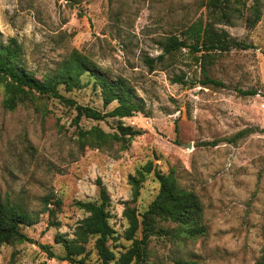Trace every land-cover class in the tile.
<instances>
[{
  "label": "rangeland",
  "instance_id": "1",
  "mask_svg": "<svg viewBox=\"0 0 264 264\" xmlns=\"http://www.w3.org/2000/svg\"><path fill=\"white\" fill-rule=\"evenodd\" d=\"M209 3L0 0V38L18 39L28 69L37 76L78 50L107 75L127 79L143 107L123 120L140 131L127 147L81 149L72 107L37 95L10 110L0 87V195L37 213V222L24 227L34 242L0 246V264H71L49 257L39 243L64 254L55 237L74 236L87 216L75 202L97 200L99 183L110 195L115 233L109 243L119 256L132 243L125 210L135 209L141 222L160 189L152 171L133 200L130 175L149 161L164 173L174 171L182 186L200 196L206 232L188 236L176 223L160 220L158 225L170 232L150 236L143 264H258L264 251V0L254 27L246 20L254 0L234 3L230 23H215L251 45L216 54L208 72L223 86L203 84L201 63L189 48L153 67L147 61L163 52L167 36L184 39V29L196 21H217ZM240 89L257 94L244 95ZM67 95L103 111L117 105L104 107L93 82ZM117 119H83L80 124L113 132ZM136 237H142V226ZM93 245L87 249L96 259Z\"/></svg>",
  "mask_w": 264,
  "mask_h": 264
},
{
  "label": "trees",
  "instance_id": "2",
  "mask_svg": "<svg viewBox=\"0 0 264 264\" xmlns=\"http://www.w3.org/2000/svg\"><path fill=\"white\" fill-rule=\"evenodd\" d=\"M240 0H210L209 6H213L212 14L217 21L204 23L196 21L183 31L184 39L177 35H169L163 40V52L155 58H147L151 67L155 62H164L170 56H174L178 50L189 48L197 62L201 63V71L204 75L203 84L223 86L224 83L209 75L208 67L215 61V56L232 48L247 49L251 45L231 36L226 30L219 29L215 23H230L234 3ZM261 0H254L250 6L251 13L247 23L254 27L261 19ZM236 8V7H235ZM86 76V78H85ZM179 82H186L181 77ZM93 82L95 88H99L104 107L113 102L117 105L103 111L89 104H81L67 93L74 89L86 87ZM4 88V106L10 110L26 99H32L37 95L52 97L63 101L72 107L76 115L74 122L77 125V143L81 149L87 147L104 148L120 143L127 147L135 135L140 134L131 125L124 123V119L133 116L143 109L137 100L132 85L124 77H111L104 73L98 64L89 56L78 50L71 52L57 66L42 76L28 69L25 60L23 46L16 37L8 41L0 38V87ZM241 94H257L255 89H240ZM108 117L117 119V130L106 131L100 125L86 127L81 125L83 119L101 121ZM206 144H210L209 142ZM217 144V143H215ZM155 172L160 182V189L148 208L138 219L135 209L127 207L125 214L129 221L127 238L132 240L131 246L126 251H121L119 256L110 247V240L114 238L115 230L110 223L111 213L110 195L101 183H99V198L94 201L78 200L76 206L83 209L87 216L81 219L76 227L74 236L58 233L55 243L64 249L60 255L49 243H39V246L49 257H57L71 264H143L148 260V243L150 236L160 231L169 233L170 230L158 225L160 220H168L176 223L181 232L188 236L197 237L206 232L203 224L204 208L200 196L191 189L182 186L174 171L164 173L157 169L152 161L146 163L136 173L130 175L133 185V200L140 195L142 183L147 174ZM57 204L61 200L56 201ZM37 213L29 211L26 207L9 197L0 195V246L4 244H17L34 242L25 231L24 227L37 222ZM142 226V237H136ZM93 241L96 250V259H91V250L88 244ZM264 264V251L258 262Z\"/></svg>",
  "mask_w": 264,
  "mask_h": 264
},
{
  "label": "built area",
  "instance_id": "3",
  "mask_svg": "<svg viewBox=\"0 0 264 264\" xmlns=\"http://www.w3.org/2000/svg\"><path fill=\"white\" fill-rule=\"evenodd\" d=\"M264 106V105H263Z\"/></svg>",
  "mask_w": 264,
  "mask_h": 264
}]
</instances>
